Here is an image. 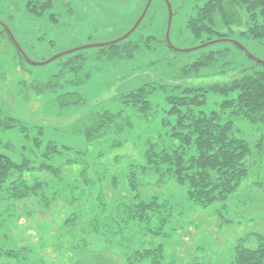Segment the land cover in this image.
Returning a JSON list of instances; mask_svg holds the SVG:
<instances>
[{
	"label": "rangeland",
	"instance_id": "1",
	"mask_svg": "<svg viewBox=\"0 0 264 264\" xmlns=\"http://www.w3.org/2000/svg\"><path fill=\"white\" fill-rule=\"evenodd\" d=\"M31 1L39 0H0V152L18 163L27 156L34 171L26 179L45 181L36 192L27 193L25 187L35 188L23 179L0 187V264H232L242 240L264 238V124L236 120L252 141L244 159L247 178L229 200L202 202L188 181L140 166L148 139L159 133L166 138L169 121L175 122L166 91L148 92L144 105L124 99L146 83L170 81L211 48L228 52H215L182 83H223L253 62L264 69L258 60L264 61V43L233 36L257 59L232 42L178 51L172 46L189 49L222 39L207 33L198 38L189 28V18L206 1L169 0L171 46L167 2L153 0L129 36L140 44L132 57L109 58L104 45L38 65L31 61L119 38L148 0H52L43 13L32 10ZM79 51L85 60L76 79L67 66L80 61L67 58ZM54 78L55 90L42 87ZM237 94L208 92L201 109L222 111L224 100ZM3 113L21 124L6 128L11 123ZM140 202L153 205L138 210ZM157 246L160 259L147 252Z\"/></svg>",
	"mask_w": 264,
	"mask_h": 264
},
{
	"label": "trees",
	"instance_id": "2",
	"mask_svg": "<svg viewBox=\"0 0 264 264\" xmlns=\"http://www.w3.org/2000/svg\"><path fill=\"white\" fill-rule=\"evenodd\" d=\"M205 1V5L199 8L198 13L188 20L189 28L196 37L201 38L207 33L217 35V38H230L238 41L245 48V52L251 49L245 42L236 39V33L264 43V0ZM52 3V0H46V2L39 0L37 3L31 1L29 6L37 13H43ZM211 39L213 37L209 40ZM146 45L150 46V42ZM139 47L140 44L137 41L127 37L104 48L107 49L109 58L116 56L130 58ZM215 52L225 55L228 49L226 47L211 48L205 51V54L203 53L204 56L190 64H185L170 81L146 83L145 86L131 90L124 95L126 102L144 105L150 103L147 97L148 92L157 87L166 91L172 107L170 113L175 115V122L169 121L171 127L166 138L159 133L148 139L149 149L140 166L154 174L165 171L174 176L177 175L181 181H188L192 189L190 192L196 191L198 199L202 202L207 199L229 200L241 186V180L247 178L248 163L244 162V159L251 152L252 141L242 134L240 127L236 125V120L245 119L255 124H264V69H256L258 65L256 62L223 83H212L208 86L182 83L198 74L199 67L207 64ZM75 59L80 62H71L67 68L68 72H74L75 78L78 79L85 54L79 51L67 58V61ZM56 81L58 83L57 79H50L43 83L42 87L55 90L56 84L54 86L51 83H56ZM234 91H238L237 96L224 100L220 106L223 108L222 111L219 109L207 112L201 109L206 103L208 92L221 93L229 97ZM5 114H2V118L11 123L6 125V128L21 124L15 117ZM106 116L107 114L103 116L101 126L105 124ZM36 139L38 140V137ZM23 160L21 163L15 162L10 155L0 152V187L6 182L17 184L20 179L30 181L34 188L39 183L44 184L45 180L39 179L40 177L26 179L25 174L34 171V166H29L27 156ZM23 166L25 169L20 170ZM25 190L36 192L37 189L25 187ZM152 205L151 202H140L134 207H138V210H148ZM151 251L157 253L158 257L160 256L158 246L147 250L148 253ZM235 257L232 264H263V236L256 234L242 240L237 246Z\"/></svg>",
	"mask_w": 264,
	"mask_h": 264
},
{
	"label": "water",
	"instance_id": "3",
	"mask_svg": "<svg viewBox=\"0 0 264 264\" xmlns=\"http://www.w3.org/2000/svg\"><path fill=\"white\" fill-rule=\"evenodd\" d=\"M153 0H148L144 10L142 11L141 15L139 16L138 20L135 22V24L122 36H120L119 38L115 39V40H112V41H108V42H103V43H98V44H87V45H82L78 48H72L70 50H67V51H64V52H61V53H58L54 56H52L51 58H49L48 60H45V61H42V62H36V61H31L32 63L34 64H38V65H42V64H47L51 61H54L55 59L61 57V56H64V55H68V54H71L75 51H78L80 49H86V48H91V47H96V46H104V45H112V44H116L124 39H126L127 37H129L137 28L138 26L141 24V22L143 21L144 17L146 16L151 4H152ZM167 2V5H168V9H169V17H168V26H167V33H166V36H167V42L172 46L171 44V40H170V31H171V27H172V22H173V8H172V5L170 3L169 0H166ZM219 41H230V42H233L237 45H239L240 47H242L244 50L245 48L236 40H233V39H230V38H222L220 40H213V41H210L208 43H205V44H201V45H198L196 47H193V48H189V49H178L174 46H172V48L178 50V51H192V50H197V49H201L203 47H206L210 44H213V43H217ZM248 52V51H246ZM248 54L254 58V59H257L256 57H254L252 54H250L248 52ZM261 63H264V61L258 59Z\"/></svg>",
	"mask_w": 264,
	"mask_h": 264
}]
</instances>
